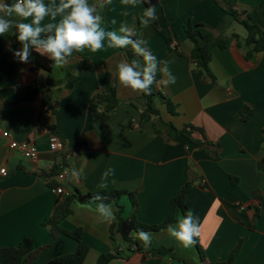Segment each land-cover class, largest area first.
I'll list each match as a JSON object with an SVG mask.
<instances>
[{"label": "crops", "instance_id": "1", "mask_svg": "<svg viewBox=\"0 0 264 264\" xmlns=\"http://www.w3.org/2000/svg\"><path fill=\"white\" fill-rule=\"evenodd\" d=\"M60 2L43 0L50 14L41 27L59 22L64 14L58 13L53 20L51 12ZM88 3L102 17L105 32L123 35L120 28L126 27L128 38L135 36L137 42H143L140 47L153 55L152 62L162 74L158 84H151L154 92L160 93L154 99L160 116L140 121L146 107L141 91L119 83L117 65L128 64L125 51L129 45L109 48L105 37L100 51L73 50L69 63L45 72L31 71L28 62L14 55L23 47L15 28L0 36V131H8L16 142H32L38 151L36 159H26L0 137V170L7 173L0 175V248L31 239L38 250L31 264H46L73 253L76 242L64 235L44 248L52 239L44 223L57 201L74 189L82 194L113 189L134 192L136 219L158 225L168 213L171 198L187 181L194 180L186 205L193 211L194 224L199 217L201 235L197 240L206 261H225L241 242L233 264H264V198L257 201L254 197L255 192L264 194V52L245 59V29L213 0H157V19L147 27L140 20L139 28L143 0L135 5L122 0ZM238 5L252 23L264 27V0H238ZM189 22L205 24L226 37V49H214L209 63L214 82L189 57L192 44L184 31ZM154 27L165 31L173 45ZM147 66L142 55V72ZM70 77L74 82L67 89ZM172 77L175 83H169ZM113 83L119 104L106 117L104 105H93L91 100L98 93H108ZM43 85L50 90L53 111L44 105L41 94L18 102ZM162 97L178 106L177 116L166 112ZM244 107L252 111L247 121L237 116ZM168 123L177 129L184 125L201 129L211 148L199 149L180 135L168 141L159 138L155 129L164 132ZM51 128L65 146L59 154L48 149ZM61 163L68 170L63 182L57 179L58 173H52ZM200 183L209 188H201ZM61 185L66 193L54 194L51 189ZM109 204L116 215L117 206ZM97 205L72 202V213L59 224L65 231L82 230V241L89 247L83 264H96L100 254L114 251L119 256L109 264H203L196 247H184L168 229L148 233L147 245L135 233L131 234L136 241L132 245L119 235L111 237L115 219L108 221ZM119 205L121 216L129 217V200L121 197ZM181 219L179 216L173 229Z\"/></svg>", "mask_w": 264, "mask_h": 264}, {"label": "trees", "instance_id": "2", "mask_svg": "<svg viewBox=\"0 0 264 264\" xmlns=\"http://www.w3.org/2000/svg\"><path fill=\"white\" fill-rule=\"evenodd\" d=\"M213 1L223 12L233 17V19L240 25H242L245 29L246 38L244 40V45L247 48L245 59H249L253 53L264 52V27H260L252 23L250 15L247 12L240 10L238 0ZM7 2L13 3L14 0H7ZM143 2L145 5V9L138 17V28L140 27V20L144 18V11L150 6L156 7L157 5V0H143ZM154 30L159 36L164 39V41L168 45H173V39L165 31L158 30L155 27ZM184 31L187 39L192 44V49L189 54L190 59L193 61V63H195L197 68L205 74L207 78L214 82L215 77L209 69V63L211 62L214 49H226V37L223 34L215 33L209 26L202 23L192 24L189 22L184 26ZM54 33L55 28H53L51 32L46 31L41 33L38 39H47L49 35H54ZM234 37L237 38L236 35ZM129 39L134 43L137 42V38L135 36H132ZM125 52L126 60L129 66H132L134 71L140 72L141 78H143L141 67L142 54L136 52L132 45H129ZM27 62L30 65L31 71L42 70L45 72H50L53 69V62L49 59V57L41 55L37 47L33 45H30V56ZM152 76V84H158L162 76L159 67H155ZM73 82L74 77H70L66 84V88H71ZM149 87L151 94H145L144 92H141L142 98L146 101V107L140 114V121L147 118L160 116L159 110L154 107V99L156 93H160L154 92L151 85ZM38 94L42 95L44 101L43 103L47 107V109L52 110L50 105L51 94L47 85L36 87L28 95L21 98L18 102L33 100ZM162 100L166 112L171 116H177L178 106L172 103L168 98L162 97ZM91 103L93 105H104L103 114L107 117L109 113L114 110L119 104L115 84H112L108 93L96 94L92 98ZM251 115L252 111L248 107L242 108L237 113V116L242 121H247ZM49 131L50 133L56 135L54 129L51 128L49 129ZM155 133L159 138H162L165 141H168L174 136L180 135L199 149L211 148V144L205 138L203 131L190 125H184L181 129H177L173 126L172 123H168L167 129L164 132H160L155 129ZM195 135L198 137L195 138ZM59 171V166H56L53 169L52 173L56 174ZM194 183V180L187 181L176 193V195L171 198L169 202L168 213L164 220L158 225H146L136 219L138 204L136 200V193L134 192L113 189L108 192L98 191L94 193L82 194L78 190L74 189L73 192L64 197L62 200L57 201L56 205L53 208L51 216L44 223V226L49 228L52 235L51 242L44 248L50 247L59 235H64L76 242L75 251L68 255L56 257L46 264H83V261L89 251V247L82 241L83 232L81 229L65 231L59 227L60 222L72 213V202H77L79 204L94 202L104 205L114 203L117 206L118 211L115 215V221L110 227V235L111 237H113L114 235H119L124 242H128L132 245L136 242L135 239L131 237L132 233L139 235L141 231L150 233L169 229L170 227L173 228L177 225L179 216H182L183 218L187 217L189 211L186 205V198ZM199 185L201 188H209L205 183H200ZM124 196L129 200L131 204V213L129 217L126 218L121 216L122 206L119 205L121 197ZM254 197L257 201H260L262 198H264V194L260 195L259 193L255 192ZM258 214V207H255V217H257ZM251 227L252 225H250V228ZM196 241L197 242L194 244V246L196 247L199 258L203 264H233L234 259L241 248V242H239L231 251L229 257L225 261L218 263H209L205 259L204 250L198 243L197 238ZM37 254L38 250L34 249L32 240L27 238L19 242V244L15 247L0 248V264H31L36 260ZM118 256L119 253L117 251L100 254L96 260V264H109Z\"/></svg>", "mask_w": 264, "mask_h": 264}, {"label": "clouds", "instance_id": "3", "mask_svg": "<svg viewBox=\"0 0 264 264\" xmlns=\"http://www.w3.org/2000/svg\"><path fill=\"white\" fill-rule=\"evenodd\" d=\"M107 2L110 4L112 0H107ZM122 3L135 5L137 0H122ZM58 13L64 15L57 24L49 23L41 27V22L50 14L43 0H14L13 3L0 0V36L15 28L16 33L14 34L23 44L22 50L14 53L19 61H28L30 45H33L42 50L41 55L48 54L54 67H62L69 63L68 57L72 55L73 50L79 52L87 48L93 53L100 51L105 47L103 43L105 37L108 38L109 48H124L132 45L136 52L144 56L148 66L144 69L143 78H141V73L134 71L132 66L119 63L117 65L119 83L131 90L151 94L149 86L153 83L152 73L155 70V64L152 61L154 57L140 47V43L143 42L134 43L128 38L126 27L120 28V33H124L123 35L114 31L105 32L101 27L102 17L96 14V9L89 5L88 0H61L55 11L51 12L53 20ZM29 18L30 22H25ZM156 19V7L150 6L144 11L141 23L147 27L150 20L155 21ZM53 28H55L54 35H49L47 39H38L41 33L51 32ZM169 83H175V77L170 78ZM97 208L108 221L115 219L111 204H99ZM192 215L193 211L189 209L187 217L180 220L177 229L171 227L168 229L171 237L182 243L184 247L193 246L197 242L196 238L201 235L199 217H197L198 224H194ZM138 239L147 245L150 242V235L141 231Z\"/></svg>", "mask_w": 264, "mask_h": 264}, {"label": "built area", "instance_id": "4", "mask_svg": "<svg viewBox=\"0 0 264 264\" xmlns=\"http://www.w3.org/2000/svg\"><path fill=\"white\" fill-rule=\"evenodd\" d=\"M0 137L8 141V146L12 150H18L22 153L23 157L26 159L34 160L37 158L38 151L36 146L28 141H21L16 142L12 139L10 133L8 131H0ZM64 143L63 141L55 134L49 133V139H48V149L51 153L59 154L64 151ZM60 171L57 174V179L61 182H63L67 176L68 170L64 163H61L59 165ZM6 170L2 169L0 170V175L5 176ZM52 192L56 195H64L66 193L64 186H59L58 188L51 189ZM240 209H244L243 206L240 205Z\"/></svg>", "mask_w": 264, "mask_h": 264}, {"label": "rangeland", "instance_id": "5", "mask_svg": "<svg viewBox=\"0 0 264 264\" xmlns=\"http://www.w3.org/2000/svg\"><path fill=\"white\" fill-rule=\"evenodd\" d=\"M163 108H161V110H162Z\"/></svg>", "mask_w": 264, "mask_h": 264}]
</instances>
